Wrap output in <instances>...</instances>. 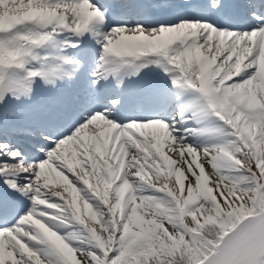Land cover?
Listing matches in <instances>:
<instances>
[{
  "label": "snow or ice",
  "instance_id": "1",
  "mask_svg": "<svg viewBox=\"0 0 264 264\" xmlns=\"http://www.w3.org/2000/svg\"><path fill=\"white\" fill-rule=\"evenodd\" d=\"M0 264H264V0H0Z\"/></svg>",
  "mask_w": 264,
  "mask_h": 264
}]
</instances>
